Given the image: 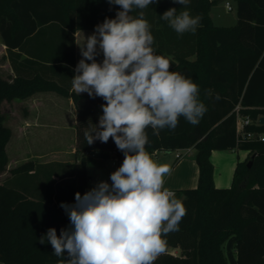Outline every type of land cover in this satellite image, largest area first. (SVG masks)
<instances>
[{
    "label": "trees",
    "instance_id": "16d2710c",
    "mask_svg": "<svg viewBox=\"0 0 264 264\" xmlns=\"http://www.w3.org/2000/svg\"><path fill=\"white\" fill-rule=\"evenodd\" d=\"M229 1L237 13V24L230 27L213 23L210 12L218 0H191L187 9L173 0H159L143 10L151 24L155 54L169 59L171 71L199 86V99L207 108L195 126L181 117L174 131L165 129L156 136L147 129L149 154L195 148L199 167L198 187L175 193L187 214L179 231L167 235L166 252L154 264H264V141L240 140L235 113L240 106L242 115L254 121L246 132L264 135V125L258 124L264 116V0ZM173 7L201 17L194 34L178 36L160 19ZM119 10L107 0H0V36L16 73L12 81L0 77V175L9 165L6 148L12 138L11 129L5 126L2 104L39 93L53 92L72 99L77 116L75 156L79 161L78 165L52 164L58 171L49 174L46 169L52 165L30 161L11 170L1 181L6 182L0 183L2 264H60L66 260V254L55 256L51 244L39 240L50 228H55L59 236L61 229L70 227L69 216L60 205H72L77 192H88L87 167L93 160L86 154L101 160L124 159L111 138L107 143H86L84 134L91 124L98 125L105 101L78 95L72 89L74 34L95 31L96 25L105 18H115ZM139 11L131 14L138 16ZM50 28L60 35V46L43 47L37 42L38 47H30L32 40L44 37ZM23 53L28 57L21 67L34 69L28 75L18 74L17 63ZM235 149L249 150L252 156L237 164L230 188H216L211 154ZM42 173L49 177L44 192L40 185L33 190L9 186L13 177L25 175L40 181ZM173 250H179V254L173 255Z\"/></svg>",
    "mask_w": 264,
    "mask_h": 264
},
{
    "label": "clouds",
    "instance_id": "9594fccd",
    "mask_svg": "<svg viewBox=\"0 0 264 264\" xmlns=\"http://www.w3.org/2000/svg\"><path fill=\"white\" fill-rule=\"evenodd\" d=\"M119 6L115 18H105L80 47L74 69L76 94L101 97L103 114L91 124L85 140L107 143L111 138L124 154L122 164L90 191L75 194V203H61L70 227L48 229L39 242L50 243L60 264H154L166 252V237L179 231L187 214L183 202L164 186L171 168L158 164L146 151L147 129L159 136L174 131L180 118L197 125L207 112L199 86L171 71L169 59L155 54L151 24L143 10L159 0H107ZM184 6L191 0H173ZM136 10L138 16H133ZM161 20L178 36L195 33L201 17L169 8ZM102 53V62L96 57ZM90 61V63L88 62ZM219 99V97H217Z\"/></svg>",
    "mask_w": 264,
    "mask_h": 264
},
{
    "label": "crops",
    "instance_id": "0c3cea01",
    "mask_svg": "<svg viewBox=\"0 0 264 264\" xmlns=\"http://www.w3.org/2000/svg\"><path fill=\"white\" fill-rule=\"evenodd\" d=\"M218 1V4L213 6L210 12L213 23L215 19H222V14L214 11V9L223 7L224 10H227L226 4L231 2L229 0ZM223 2H225L224 5ZM231 3L234 4L233 2ZM221 27H226V25L223 24ZM93 32L92 30H83L74 34L76 66L80 59H82L78 45H82L85 39L93 34ZM16 51L17 53L19 52L18 50ZM0 55L3 60L0 63V77L12 81L16 77V73L10 63L7 48L3 45L2 39L0 40ZM27 57V54L23 53L21 59H18V74L28 75L34 72V69L30 71L27 68L21 67L20 63L26 60ZM96 59L97 62H102V53ZM88 62L90 63V61ZM82 94L88 95L87 93ZM2 112L5 116V126L12 131V138L6 148L9 165L7 171L2 175L4 181L9 177L11 170L30 161L45 165L57 163L79 164L75 156L77 116L72 99L53 92L39 93L26 100H15L11 103L4 102L2 104ZM34 151H46V153L38 156L33 153ZM30 152H32V159H25L29 156ZM196 153L197 151L194 148L192 154L181 161H177L175 157L174 159H169L168 154L165 152L150 154L152 159L158 164H167L171 168L170 174L164 177V186L166 188L176 193L198 187L199 167L196 162ZM161 154L164 155L162 156ZM251 156L249 150L213 151L211 162L214 166V183L216 188H230L237 164L247 161ZM87 158L95 162L105 161L97 158L94 154H88ZM110 161L114 166H117L115 159H111ZM56 179L58 178L56 177ZM13 180L9 182L11 183ZM86 190L89 191L88 188ZM174 251L175 253L172 252L173 255L179 254V250Z\"/></svg>",
    "mask_w": 264,
    "mask_h": 264
},
{
    "label": "rangeland",
    "instance_id": "374dc122",
    "mask_svg": "<svg viewBox=\"0 0 264 264\" xmlns=\"http://www.w3.org/2000/svg\"><path fill=\"white\" fill-rule=\"evenodd\" d=\"M224 4H225V2H223V5ZM230 4L233 6L232 11L224 10L223 7H220V8L218 7V8L214 9V11H218L219 13L222 14V19H220V20L215 19V21H214L215 25L223 26V24H224V25H226V27H230V26H234L237 24L236 8H235L234 4H232L231 2H230ZM49 30H50V32L47 33L44 37H42L40 35L39 37L36 38V40H32L31 43L29 44L30 47L37 46V42H39L38 45H40V46L43 45V47L44 46L45 47H58V45L60 46L62 39H60V35H58V32H56L54 30V28H50ZM0 40H1V36H0ZM2 61H3L2 56L0 55V63ZM33 153H35L38 156H42L43 154L46 153V151H34ZM165 153L168 154L167 156H169V159H174L175 153H173V152H165ZM31 157H32V152H30L29 156L26 157L25 159H32ZM41 160H44V159H41ZM116 169H117V166H114L110 160H105L104 162H102V161L101 162L100 161H97V162L89 161V163H88L89 180L87 182L86 188H88V190L90 191L92 188H94L101 181H106L109 184H111V180H110L109 176ZM51 170L52 171H54V170L58 171V167L56 165H52L51 167L46 169V173L49 174V172ZM41 177H42V179H40V181H39L38 179L35 180L34 178H29L28 176L22 175V176L16 177L13 180V182H11L9 184V186L13 187V188L16 187L18 189H23L25 187H29L30 189L33 190L37 186L40 185L41 191L44 192L48 189L49 177H47V175L44 173L41 174ZM2 180H3V176L0 175V182ZM18 186H20V187H18ZM173 252L175 253L174 250H173Z\"/></svg>",
    "mask_w": 264,
    "mask_h": 264
},
{
    "label": "built area",
    "instance_id": "2783aa9c",
    "mask_svg": "<svg viewBox=\"0 0 264 264\" xmlns=\"http://www.w3.org/2000/svg\"><path fill=\"white\" fill-rule=\"evenodd\" d=\"M226 8L228 11H232L233 7L230 3L226 4ZM242 109L240 106H237L235 109L236 118H237V135L238 138L241 140H254L258 139L260 141H264V135L256 134L252 132H246V128L253 125L254 121L249 116H243L241 113ZM259 124V122H258ZM194 148H187V149H180L172 151L175 153V159L177 161H181L185 157L192 154ZM88 155V154H86ZM117 164V169L122 164L123 159H115ZM110 178V176H109ZM175 193V192H174Z\"/></svg>",
    "mask_w": 264,
    "mask_h": 264
},
{
    "label": "water",
    "instance_id": "95a60500",
    "mask_svg": "<svg viewBox=\"0 0 264 264\" xmlns=\"http://www.w3.org/2000/svg\"><path fill=\"white\" fill-rule=\"evenodd\" d=\"M259 125H264V116L259 118ZM252 164V162L249 163V166Z\"/></svg>",
    "mask_w": 264,
    "mask_h": 264
}]
</instances>
